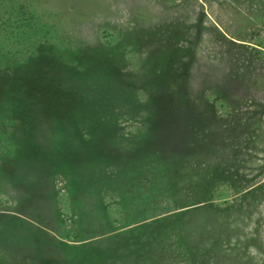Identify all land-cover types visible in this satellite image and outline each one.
<instances>
[{
	"label": "rangeland",
	"instance_id": "rangeland-1",
	"mask_svg": "<svg viewBox=\"0 0 264 264\" xmlns=\"http://www.w3.org/2000/svg\"><path fill=\"white\" fill-rule=\"evenodd\" d=\"M39 43L51 45L53 51H48L56 55L61 49V56L76 57V52L85 49L98 57V68H86L84 74L95 72L109 78L112 70L109 71L108 61L118 64L120 69L116 76L120 71L126 73L125 85L130 87L123 90L121 100L130 102L111 112L110 117H116V137L102 135L104 125L91 136L82 134L83 137L76 138L72 132L64 143H59V137L50 131L46 132L41 162L51 159L53 172L47 175L40 172L36 178H26L31 168L24 165L23 176L15 183V179L7 180V171L0 168V264H26L31 260L34 262L29 264H37L35 258L24 256L28 248L23 245L24 238L31 239L30 235L24 236L29 225L25 217L15 213L29 211L25 198L31 195L34 186L38 184L40 188L35 198L46 201L50 190L64 193L65 190L57 188H67L73 174L76 179L106 166L112 170L113 166L122 165L124 158L133 159L132 154L124 157L125 147L142 131L144 117L153 108L148 95L152 74L145 69L155 71V65L168 56L167 46L174 44L181 49L172 61L185 59L186 50L192 53L194 59L187 86L194 92L204 91L210 105L198 108L196 121H200V125L188 118V123L194 125V130L190 128L194 136L189 132L190 137L201 145L197 160L206 163V171L208 166L224 160L228 165L221 180L214 181L217 189H211L208 201L181 208V211L166 212L165 216L163 212L160 214L165 219L159 222L161 226L155 233L149 234H163L165 245L159 241L149 243L155 254L153 264H264V0H0V69L7 66V60L27 56ZM50 52L47 53L51 55ZM240 68L247 71L242 72L244 75L239 81H233ZM107 84L112 88L109 96L112 100L118 86H113V82ZM94 89L108 96L107 87L95 86ZM245 91L251 99L243 96L239 100V94ZM235 102L236 108L233 107ZM239 106L258 110V117L245 119ZM208 112H211V120L204 116ZM2 136L0 132V167L2 157L7 158L4 150L7 140ZM56 171L66 177L59 175L60 172L53 174ZM17 188L23 191V196L17 194ZM69 189L72 197H79L78 191ZM108 190L106 187L104 201L109 216L117 215L114 222L117 221L108 224L97 209V193L82 195L69 230L56 226L61 234L68 235L63 240L77 246L67 250L68 256L62 260H58L59 254H53L50 247L47 256L53 257V261L49 264L136 262L133 260L136 244L132 239L122 234L123 237L120 232H109H124L122 225L127 224V217L119 205L114 204L115 197ZM183 191L179 188L177 194ZM187 191L196 194L199 189ZM170 200L157 197L152 203L157 208L151 211L165 207L167 210ZM59 206L65 208L61 203ZM37 208H31L34 214H38ZM66 209L63 210L68 216L70 210ZM177 219L183 223L182 227L175 224ZM75 222L79 229L74 226ZM128 223L127 226H134L136 222ZM73 230L78 232L77 238H70ZM235 237L244 238L243 243L229 249ZM83 238L87 239L76 241ZM213 239L224 242V248L209 250ZM42 261L45 260L39 258L38 262Z\"/></svg>",
	"mask_w": 264,
	"mask_h": 264
},
{
	"label": "trees",
	"instance_id": "trees-1",
	"mask_svg": "<svg viewBox=\"0 0 264 264\" xmlns=\"http://www.w3.org/2000/svg\"><path fill=\"white\" fill-rule=\"evenodd\" d=\"M51 47V45L39 43L34 47L33 52L22 58L7 60V66L0 69V120L5 119L0 124V132L4 136L2 137L6 138L5 145L8 146L4 148L7 151V158L2 157L3 165L0 168H3V172L7 171V180L15 179V183H18L17 180L23 176L24 171H21V168L24 165L31 168L27 170L26 178L32 176L33 179L40 172H43L44 175L53 172L54 164L51 159L41 162L44 157L42 154L44 153L43 145H46V132L50 131L53 136L59 137V143H64L72 132L75 133L74 137L76 138L83 137L82 134L91 136L98 133L104 125L105 128L103 127L101 131L102 135L116 137L117 122L115 116L114 118L110 117L111 112L121 104L125 105L130 102L121 100L125 93L123 90L127 88L129 90L130 87L125 85L126 73L120 71V75L116 76L120 69L118 64L107 60L109 71L112 70L109 78H104L105 74L99 76L95 72L84 74L86 68L93 70L98 68L100 65L98 57L85 49H82L81 53L76 52V57L61 56L63 53L61 49H58L59 52L56 55L48 51L51 50ZM178 47L180 46L175 44L173 47L167 46L166 54L168 56L155 65L157 66L155 71H151V68L145 69L149 74H152L151 84L148 83L150 87L148 95L153 108L144 117L142 131L136 135L137 137L132 138L131 143L125 147L124 157L132 154L134 156L132 160L124 158L123 164L113 166L112 170H108L106 166L104 169L95 170L92 174L77 176L76 179L73 174L74 176L72 175V178L69 179L71 185H67L65 189L63 186L57 188V190L62 188V191L65 190V192L59 191L57 194L55 190H50L49 193H46L49 194L46 201L38 200L39 197L35 198L40 192L37 184L31 195L28 196L29 199L25 198L29 211L23 213L12 210L25 217L29 225L24 236L30 235L31 239L24 238L23 241V245L28 246L24 254L25 257L35 258L37 264H45V262L49 264L53 261V257L47 256V251L51 250L53 254H59L58 260L68 256L67 250L76 247L77 243L63 240L68 235L61 234L59 229L64 227L69 230L76 219V206L80 207L77 202L82 200V195L97 193L95 194L96 204H94L102 212L108 224L113 225L117 221L114 222L117 215L112 216L113 218L109 216L103 195L108 187L115 197L114 204H118L120 210L125 213L124 216L127 217L125 221L127 224L122 225L124 232L115 230L109 232L113 234L120 232L121 235L132 239L136 244V255L133 257L136 262L130 263L153 264L155 254L152 253V249L150 250L149 243L153 241L163 243L165 236L159 233L155 235L149 233H155L161 226L159 222L165 218H161L160 214L163 212L165 216L168 215L165 214L166 212L176 209L181 211V208L190 205L196 206V204L210 199L211 189H217L214 181L221 180L224 176L228 162L224 160L212 167L208 166L209 169L206 171V163L203 162L205 164L203 165L200 160H197L201 145L193 137H190L189 132H191V136H194L191 131L194 130V125H191V122L188 123V118H193V124L200 125V121H196L199 113L198 108H206L205 105H209L206 101L208 97L203 95L204 91L197 89L194 92L187 86L190 64L194 59L192 53L186 50L184 53L187 52L188 56L183 54L185 59L178 58L176 62L172 61L174 56L180 53L181 47ZM8 56L7 54V58ZM243 71L247 70L240 68L238 76L235 75L233 81H239V77L244 75ZM110 82L114 83L113 86H118V92L112 94V100L109 98L112 88L110 84H107ZM244 84L246 85V80H244ZM95 86L107 87L108 96L104 97V92L94 89ZM244 88L246 87L244 86ZM243 96L245 99H251L248 98V91L239 94V100ZM116 99H120V101L115 103ZM213 101L216 102L215 97ZM92 103L95 104L91 105ZM235 105L236 102L234 108L237 107ZM239 110L245 115V119L251 118V116L258 117L259 114V111L254 108L248 109L239 106ZM204 116L212 119L211 112ZM48 127L50 128L48 129ZM115 146L118 147L117 144ZM57 172L60 171L53 174ZM59 175H63V173ZM79 177L80 182L77 181ZM69 188L80 193L79 199L76 196V198L72 197ZM99 188L100 191L97 190ZM179 188L184 190L180 195L177 194ZM194 188H198L199 192L197 191L195 194L192 191H187L194 190ZM95 190L96 192H94ZM16 192L23 196L21 189L17 188ZM26 194L28 195V193ZM162 196L165 199L167 197L171 199L167 210L165 207L161 211H151L157 208L156 205L153 206L154 199ZM59 203L65 207L63 209L70 210L68 216L66 211L60 208ZM66 203L69 206H66ZM148 203L149 205H147ZM35 207H38L36 209L38 214L33 213ZM31 208L34 209L31 210ZM40 211H42L41 214H39ZM53 217L56 220H53ZM130 221L136 222L135 225L127 226ZM175 222L182 227L183 223L178 219ZM74 226L79 229L76 222ZM69 234L70 238L78 237V232L75 230ZM86 239H76V241ZM243 239L235 237L233 243L229 245V249L240 246ZM139 244L144 247L141 248ZM209 245V250L217 249L219 251L222 247L224 248L222 245L225 243L213 239ZM33 254L35 256H32ZM41 257L45 261L38 262Z\"/></svg>",
	"mask_w": 264,
	"mask_h": 264
}]
</instances>
